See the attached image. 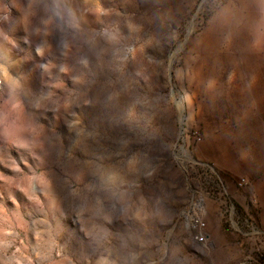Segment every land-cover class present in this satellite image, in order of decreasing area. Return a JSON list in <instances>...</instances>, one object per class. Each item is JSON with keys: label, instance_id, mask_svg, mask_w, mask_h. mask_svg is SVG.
Returning a JSON list of instances; mask_svg holds the SVG:
<instances>
[{"label": "rangeland", "instance_id": "374dc122", "mask_svg": "<svg viewBox=\"0 0 264 264\" xmlns=\"http://www.w3.org/2000/svg\"><path fill=\"white\" fill-rule=\"evenodd\" d=\"M65 2L80 34L63 56ZM262 29L264 0H0V64L14 62L0 67V128L30 110L47 135L43 151L0 136V264H215L194 239L219 209L213 169L241 204L257 198L261 223ZM36 47L55 52L43 69Z\"/></svg>", "mask_w": 264, "mask_h": 264}, {"label": "built area", "instance_id": "2783aa9c", "mask_svg": "<svg viewBox=\"0 0 264 264\" xmlns=\"http://www.w3.org/2000/svg\"><path fill=\"white\" fill-rule=\"evenodd\" d=\"M213 172L218 182L213 198L219 203L222 224L235 235L234 244L241 249V258L234 264H264V225L257 218L260 210L257 198L251 196L245 204H241L234 198L221 174L215 169ZM236 184L239 189L248 188L250 180L246 176H238ZM194 221L200 228L205 225L204 220L194 218ZM194 239L200 244H206L208 233L199 231Z\"/></svg>", "mask_w": 264, "mask_h": 264}, {"label": "clouds", "instance_id": "9594fccd", "mask_svg": "<svg viewBox=\"0 0 264 264\" xmlns=\"http://www.w3.org/2000/svg\"><path fill=\"white\" fill-rule=\"evenodd\" d=\"M53 7L56 10L57 15H59V9H63L64 12H66L69 17H72V19L69 21V26L71 28H73L74 30H76L73 33L72 41L66 40L67 44L62 46V49H63L62 55L64 56L67 52L68 45H70L72 48L74 46L77 35L80 34L79 25L75 22L74 7L71 3H69V2L56 3ZM51 23H52V17L51 16L48 17L47 19L43 20V24L45 25L44 29H47L48 25L49 24L51 25ZM262 32H264V29H262ZM99 35L101 37H103V39L106 41V43L108 45H115L117 42L116 33L114 31L110 30L109 28L101 29ZM82 43L91 46L92 40H90L89 38H83ZM100 51L101 52H107L108 49L107 48H101ZM118 51H119V49L114 50V52H118ZM125 51L127 53H131L133 50L131 48H128ZM35 52L38 56H40L44 59V62L40 65V67L42 69H43V65L45 63H47L49 60L54 59V56H55L54 50L50 51L47 56L43 55V53L41 52V49L39 47H36ZM127 58H128L127 55L116 57V59H118L120 61L126 60ZM11 63H14V62L10 61L7 52H5V54L3 56V64H0V67H3L4 65H9ZM79 63L86 65L87 61L86 60H80ZM59 70L61 72L67 71V69L64 67H60ZM17 75H19V74H17ZM5 77H6L7 82L10 85H12L14 88L22 89L24 87V81L22 78H13L12 76H9L6 71H5ZM16 104H22V101L17 99L13 106H15ZM33 106H38V105H33ZM30 113H31V111L29 110V118H28V122H27L26 127L22 126L21 124H18V123L9 124V123L5 122L4 127L0 128V136H3L6 140L12 141L15 144H19L21 146H28L30 148H35L39 151H43L44 146H45V141L47 139L45 125L43 124V122L31 118ZM21 131H26L29 134V139L27 141L18 139L17 134ZM115 175H116L115 173H109L108 179L109 180L114 179ZM102 179H103V177H102ZM74 213H75L76 217L79 216V214H80V206L79 205H77L75 207ZM78 222H79V219H78ZM85 235H87V234H85ZM102 264H103V262H102ZM111 264H115V262L113 261V262H111Z\"/></svg>", "mask_w": 264, "mask_h": 264}, {"label": "crops", "instance_id": "0c3cea01", "mask_svg": "<svg viewBox=\"0 0 264 264\" xmlns=\"http://www.w3.org/2000/svg\"><path fill=\"white\" fill-rule=\"evenodd\" d=\"M254 190L262 202L261 223L264 225V190H262L260 184H258L257 187L255 186ZM241 199L242 197L240 196V201H242ZM219 215L220 210L217 207L212 214L213 221L208 223V239L210 241L209 245L212 246L214 251L213 260L215 264H233L241 258V249L237 245L229 243L230 239L235 237V235L231 232L228 233L229 231L227 232V230L221 224ZM218 253H223L221 258L219 257Z\"/></svg>", "mask_w": 264, "mask_h": 264}, {"label": "bare ground", "instance_id": "6f19581e", "mask_svg": "<svg viewBox=\"0 0 264 264\" xmlns=\"http://www.w3.org/2000/svg\"><path fill=\"white\" fill-rule=\"evenodd\" d=\"M201 206V205H203L200 201H198L197 202V206ZM195 215H194V213H192V212H188L187 213V215H186V219H187V221H188V223L189 224H192L193 223V221H194V217Z\"/></svg>", "mask_w": 264, "mask_h": 264}, {"label": "snow or ice", "instance_id": "6c2138e0", "mask_svg": "<svg viewBox=\"0 0 264 264\" xmlns=\"http://www.w3.org/2000/svg\"><path fill=\"white\" fill-rule=\"evenodd\" d=\"M131 116V114H129ZM11 167L15 168V164L10 165Z\"/></svg>", "mask_w": 264, "mask_h": 264}]
</instances>
